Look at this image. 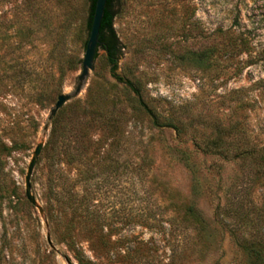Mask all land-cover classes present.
<instances>
[{
    "label": "rangeland",
    "instance_id": "rangeland-1",
    "mask_svg": "<svg viewBox=\"0 0 264 264\" xmlns=\"http://www.w3.org/2000/svg\"><path fill=\"white\" fill-rule=\"evenodd\" d=\"M90 6L0 0V142L9 149L0 155V264H78L54 222L58 204L48 178L58 174L66 180L57 187L95 203L112 240L142 242L101 253L77 224L76 241L93 264H245L215 211L237 185L247 225L236 233L264 237V175L256 178L247 165L242 176L239 162L205 146L221 137L228 153L264 150V0H117L113 28L122 48L114 74L132 81L160 125L172 126L153 127L100 47L81 93L58 110L43 138L57 96L76 86ZM220 31L245 37L246 50L220 53L228 52ZM234 67L241 69L235 74ZM82 131L100 145L69 142ZM63 134L80 161L67 164L57 155ZM112 138L117 145L109 147ZM42 139L30 178L39 215L24 197V173ZM183 202L203 214L204 243L189 231H170L167 221Z\"/></svg>",
    "mask_w": 264,
    "mask_h": 264
},
{
    "label": "trees",
    "instance_id": "trees-1",
    "mask_svg": "<svg viewBox=\"0 0 264 264\" xmlns=\"http://www.w3.org/2000/svg\"><path fill=\"white\" fill-rule=\"evenodd\" d=\"M94 1L95 0H91L90 15L87 21L88 29L90 25V19L92 18L93 14ZM116 1L117 0H107L99 28L100 47L106 54V61L109 65L110 72L117 82L123 84L136 95V101L139 107H141L147 116L151 118L149 120L153 127H171L172 125L170 123H163L162 125L158 123L156 115L145 105V103H143L139 90L134 86L130 79L114 74L118 59H120L121 56L122 48L113 28V20L116 16V12L113 8ZM219 33L221 40L227 41L224 45H222V50H228L229 52L220 51V53L235 56L240 51L246 50L248 42L245 37L229 32L220 31ZM208 53L209 51L206 50L203 54L205 56V54ZM240 69V67H234L233 72L236 74L240 71ZM14 77L19 76L14 75ZM173 128L176 131V135L179 137L181 134V129L177 128V126H174ZM108 129L116 130L117 128L113 123H109ZM235 134L236 132L232 131V136ZM86 135L87 134L84 131H82V133H77L76 135H71V137L69 136V142L75 143L76 141L83 140L86 143V145L83 146L84 148L92 145L94 147L100 145L101 139L97 138L91 140L86 137ZM61 138L63 141L61 142L59 148L60 151L57 153V155L64 158L65 163L67 164L74 162V160L80 161V158H78L79 152L74 153L72 151V147L67 141V136L63 134ZM115 145H117V143L114 138H112L109 141L108 146L110 147ZM227 145L228 143H225L223 138L218 137L217 139L211 140L210 143H208L205 147L207 150L218 152L216 156L222 160L239 162V169L244 173H241L242 176L246 174V171L244 172V170L247 168V165H250L253 168L254 176L256 178L264 175V150H260L255 153L253 150L246 149L238 153H228L226 151L228 148ZM231 148L235 147L232 146ZM8 150L9 149L0 142V155L7 152ZM106 152H110V149ZM81 153L82 152L80 151V154ZM99 157L100 155H98V158ZM94 174L91 176L92 180L95 179ZM60 179L66 180L65 176L60 174L53 178H48L49 193H51L53 196L54 202L58 204L57 213L54 216V222L56 226H61L62 241L71 250L73 257L78 264H93V262L84 254L83 248L76 241V235L74 231L77 224H82L84 235L87 236L91 244H93L96 249L101 251V253L109 252V250L116 244L126 242L129 245L134 243V246H138L142 243L141 241L135 239L134 236L130 237V239L127 237V235H121L118 236L117 239L112 240V230L109 229L106 232L103 231L104 218L98 214L97 210H95V203L88 202V198L86 197L77 198L76 195L70 193L67 185L60 186V188L57 187L58 181ZM224 194L225 197L223 206L221 207V205H217L216 207L214 216L215 221H217L216 223L220 225L222 223L225 224L224 226L228 229L231 240L244 254L245 264H264V237L258 236L256 234L239 235L235 231V229L237 230V228L247 225L245 222L247 216L239 209L240 202L239 199H237L239 187L237 185H232L231 187H228V190L225 191ZM175 211L177 215L173 216L167 221L170 231L176 232L178 230L181 231L183 235L189 231L191 233L190 237L194 238L197 243H204L207 238L205 237L206 225L203 214L190 202L178 204L175 208ZM66 215H68V218H66ZM223 216L231 218L234 224H232L230 221L228 222L224 220L222 218ZM64 219L66 220L64 221ZM196 242H194V244H196Z\"/></svg>",
    "mask_w": 264,
    "mask_h": 264
},
{
    "label": "water",
    "instance_id": "water-1",
    "mask_svg": "<svg viewBox=\"0 0 264 264\" xmlns=\"http://www.w3.org/2000/svg\"><path fill=\"white\" fill-rule=\"evenodd\" d=\"M107 0H95L93 7L92 18L90 19V25L88 30V37L85 45V51L83 57L80 60V72L77 76V83L75 88L71 93H62V95H58L55 103L52 105L51 109L48 112L45 123L42 126V135L44 138V134L48 132L49 126L58 110L63 107L66 103L70 102L81 93L82 89L85 86L89 71L93 68V61L96 57L98 50L100 49V41H99V28L100 21L103 18L105 6ZM44 145V140L42 139L38 144H36L35 148L31 153V157L26 167V172L24 173V197L26 201L37 209L39 215L43 214V209L37 204L35 197L31 193L30 186V178L31 173L33 172L34 166L41 155L42 149ZM47 243L51 246L49 237L46 238Z\"/></svg>",
    "mask_w": 264,
    "mask_h": 264
}]
</instances>
